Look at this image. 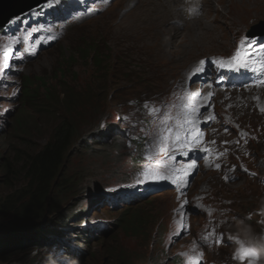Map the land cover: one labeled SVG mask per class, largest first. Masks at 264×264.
<instances>
[{
  "label": "rangeland",
  "instance_id": "rangeland-1",
  "mask_svg": "<svg viewBox=\"0 0 264 264\" xmlns=\"http://www.w3.org/2000/svg\"><path fill=\"white\" fill-rule=\"evenodd\" d=\"M123 1L95 0L97 10L91 17L77 24L62 40L36 50L33 58L22 65L15 62L12 55L11 59L7 58L10 42L0 38V63L4 65L0 72V164L10 163L14 175L10 182L2 184L6 172L0 168V201L18 190L21 192L30 180L26 178V167L24 169L26 159L14 160L8 153L10 149L18 147L26 150V154L41 150L49 141L55 124L68 119L75 127L77 139L64 160L50 205L45 207L43 224L49 225V220L61 218L73 227V235H70L83 242L80 246L86 249L81 264H192L193 261L199 264L201 255L190 233L199 216L196 213L186 215L187 204L181 209L184 202H177L168 190L148 194L144 201L132 207L131 214L139 223L127 231L118 229L116 223L125 206L107 211L105 204L95 201L94 194L87 196V193L110 188L120 180L132 181L140 177V168L147 165L148 159L141 156L143 161H138V143L147 138L146 129L151 122L145 104L170 101L182 92L179 88L191 85V80L186 81V77L193 66L198 63L207 66L205 60L214 55L225 56L235 35L244 33L245 26L251 25L253 18H264V0H221L220 3L218 0H174L171 4L163 3V0L149 1V6L160 5L162 12L174 11L165 16V27L179 33L176 47L172 49L174 62L168 63L165 59L152 64L146 63L149 59L145 53L123 51L120 56L116 55L114 42L106 37L107 22L119 21L131 6ZM144 3L138 0L137 4L144 6ZM47 6L27 19L35 17ZM194 15L198 19L194 20L193 29L187 28L183 22ZM217 19H224L227 28L223 29ZM178 25L183 29H178ZM204 28L213 30L209 40L219 34V41L207 42L202 39L207 38L205 34L199 38ZM47 30L55 32L54 27ZM182 36L192 42L179 45ZM41 40L42 35L37 34L32 42L37 45ZM93 49L101 54V66L97 68L88 60L89 50ZM29 84L31 94L36 96L30 107L22 95ZM250 90L253 89L240 94L241 105L235 108L240 118L235 120L258 139L259 152H264V89ZM48 110L52 114L44 112ZM17 122L23 123L20 128L26 133L18 131ZM98 127L101 130L126 127V138L92 144L89 138L97 133L95 128ZM8 133L17 136L15 140L5 139ZM127 140L133 143L128 145ZM208 191L219 195L224 191L233 192L249 208H264V189L255 183L230 184L215 174H199L191 181L188 196H199ZM13 218L14 212H11L8 221ZM101 223L110 228L107 236H100L92 243L82 236L85 225L92 227ZM259 223L264 225V221ZM29 236H33L31 230L20 238L25 240ZM26 248L0 250V264H33L38 255L43 257L41 252L29 254Z\"/></svg>",
  "mask_w": 264,
  "mask_h": 264
},
{
  "label": "clouds",
  "instance_id": "clouds-1",
  "mask_svg": "<svg viewBox=\"0 0 264 264\" xmlns=\"http://www.w3.org/2000/svg\"><path fill=\"white\" fill-rule=\"evenodd\" d=\"M23 63H25V61L24 62L19 61V64L22 65ZM98 129H101V128H98ZM103 130H101V140L103 142H107V140H104L107 137V135L105 136L102 135ZM117 130L119 132L122 131L123 133L126 130V127H122V129H117ZM95 131L97 133L94 134L93 136H90L89 138L90 143L92 142L94 138L96 140L97 138L96 135L100 133L98 132V130H95ZM242 132H245L246 134H250L254 138V141L251 143L249 147V155L251 157L257 158L258 154L261 153L262 157L264 158V152H259L260 144H259L258 139H256L247 130H244ZM116 140H119V138L112 139L110 140V142L116 141ZM227 140L229 139L225 137L223 140L220 141V143L227 142ZM87 142L89 143V141ZM214 158L215 156L213 157V159ZM145 165L146 164H143L140 168V171H139L140 177H137L132 181L120 180L118 183L110 187V188H119L120 189L119 192H106L105 189H109V188H103V189H100L98 192L89 191L87 193V196L90 194H94L93 198L95 199V201L98 204H105L104 206L107 207V211H110V212L118 209L119 207H121L120 209H122V207L124 206H125L124 209H132V207H135L136 205L144 201L148 194H151V193H145L143 190H141L143 186L146 187L145 184L139 185L138 187H135V188L131 187L132 185L136 184L138 179H141V175H142L141 173H143V168ZM254 167L256 166L254 165ZM201 168H204L202 160L197 162V165L192 170L191 175L188 177V179L185 180V188L183 189V192L181 193L183 201H180V202L187 201L186 203L187 204L186 206L187 214L186 215L192 216L193 213H196L197 214L196 216H199L198 220H196L195 222L196 224L194 223L192 226L193 228H191L192 230H190L191 239L201 255V258H199L200 260L199 264H219L220 263V258L223 257V255H226L225 251L228 250L227 246H229L228 241L230 238L229 237L230 232H234L235 234H237L238 238L242 241L244 240V238L247 239L245 246L248 249H250L252 253H254V255L250 256L247 259H243L242 256L240 257V259L238 257H232L231 261L234 264H264V242L258 238H255V239L253 238L254 235H257L258 233L264 231L263 230L264 225L259 223L260 221H264V208H261L258 206L249 208L247 205L241 202V200L237 199L233 195V192H229V191H224L222 195H219L215 192L208 191V192L200 194L199 196L189 197L188 188H189L191 181L196 175L215 174V175L220 176L221 179H223L222 173L220 172L218 173L214 171L202 172ZM256 169H257L256 170L257 172L255 175H248V176L243 175L242 177L236 179L234 182H227L224 179L223 180L230 184L235 183V182H244V181L251 182V183L257 184L258 186L264 189V164L257 161ZM99 193L101 194L97 196V194ZM231 201L234 204V211H232V208L230 206L225 205L226 203H230ZM221 206L226 208L227 212L223 211ZM123 210L119 214H121ZM228 210H231V211H228ZM211 212H215L220 217H227V221H230L232 223V226H234L232 231H227V232L219 231L217 233L209 234V235H202L198 233L197 230L202 224L204 217L210 214ZM175 218L180 219L181 216H176ZM43 221L44 220L38 221L32 226L18 233L11 231L12 233L9 236L10 238H13V243L15 244L14 247L12 248L15 249V248H19L20 246H24V247L27 246L26 249L28 250L29 254H33L36 252L48 254L47 257L50 259H44L43 257H41V254H40L34 260L33 264L76 263L74 260L75 258H78L79 264H81L86 255L85 253L86 249L80 246L84 244L83 242L77 241L74 238V236L73 237L71 236L73 235L71 232L73 230V227H70L69 225L62 222L63 220L61 218H59L58 220H49V223H50L49 225L43 224ZM251 223L254 225L251 226ZM53 224L55 225V230L53 231L49 230V232L44 233L45 231H47L50 225H53ZM113 224L115 225L116 223L114 222ZM104 226H107V225L105 223L94 225L92 227L85 225V227L82 228L81 230V234L82 236L88 237L91 240L90 242L92 243V241L97 240L100 236L104 238L106 235H108L110 228H108L107 231L101 232ZM29 230H31V235L33 236H29V238L25 240H21L20 237L25 235V233L29 232ZM38 232H42V233H38ZM47 235H50V237H47ZM55 235H59L60 238H63L64 241L71 240L73 242V245L75 248L73 249L71 253L72 255L70 257L63 258V259H55L54 258L55 256L50 255V253L55 250V245H56L55 242L57 241L52 239L53 237H55ZM18 240H21V242L22 241H27V242L21 243V242H17ZM257 248H259V250ZM256 251H259L262 253L260 258L257 260V262L255 261Z\"/></svg>",
  "mask_w": 264,
  "mask_h": 264
},
{
  "label": "trees",
  "instance_id": "trees-1",
  "mask_svg": "<svg viewBox=\"0 0 264 264\" xmlns=\"http://www.w3.org/2000/svg\"><path fill=\"white\" fill-rule=\"evenodd\" d=\"M88 60L91 61L95 68L101 66V54L95 49L89 50ZM87 59V57H86ZM30 85H27L22 93L27 105L35 103L36 96L30 92ZM34 112L35 110L32 109ZM42 111V110H41ZM48 114H52V111H44ZM16 126L19 130H23V123L17 122ZM99 128V127H98ZM95 128V130H98ZM106 131L104 130L103 133ZM75 127L72 122L65 120H59L53 127V132L49 138V141L43 146V148L33 154H26V150L20 148L10 149L8 152L14 160L26 159L24 169L26 167V178H30L25 189H21L15 192V194L6 197L5 200L0 201V250L5 251L8 248L14 247L13 238H10V231L16 232L17 228L23 227L29 222L38 220L42 217L45 207H49L51 202V195L56 187V181L60 177V174L64 167V160L69 154V150L72 149L73 143L76 141ZM8 133L4 136L5 139L15 140L14 135ZM76 138V139H75ZM106 140V138L104 139ZM111 138L109 139V141ZM95 143V139L92 140ZM2 170L5 169L2 184H6L14 177L13 170H11L10 163L0 164ZM17 190V189H16ZM15 190V191H16ZM16 193L21 194L17 196ZM131 209H124L120 219H117L116 223L118 229L127 231L134 228L135 223H139L136 220L135 215L131 214ZM14 212V218L8 221L9 214ZM76 217V216H75ZM5 221V222H4ZM141 222V221H140ZM26 226L23 230L27 229ZM107 236V235H106ZM17 242H21L18 240ZM23 243V241L21 242ZM1 252V253H3Z\"/></svg>",
  "mask_w": 264,
  "mask_h": 264
},
{
  "label": "bare ground",
  "instance_id": "bare-ground-1",
  "mask_svg": "<svg viewBox=\"0 0 264 264\" xmlns=\"http://www.w3.org/2000/svg\"><path fill=\"white\" fill-rule=\"evenodd\" d=\"M142 1H145L144 6H140L139 4H137L138 0H126V2L124 0L123 3L125 2V3L131 4L130 8L126 9L127 12L124 14V16L117 22L115 21L107 22L106 24L107 28H105L107 29L106 37L107 39L110 40V42H114L115 44V48L113 52L118 56L123 54V51H132L135 53H145L147 54V57L149 59L146 61V63H149V64H152L153 61L155 62L161 61V60L165 61V59L167 60L168 63L170 62L173 63L175 60V57L172 53V49L173 47H176L177 37L179 36V33L177 32V30H169L167 27H165L164 18L165 16H167L168 13L173 14L174 11L166 10L162 12L160 5L158 4H154L153 6L148 5V2L152 0H142ZM169 2L171 4L175 1L174 0H163V3L167 4ZM220 2L221 0L217 1V3H220ZM119 3H121V1ZM189 11L190 10L188 9V12ZM190 13L192 15L191 11ZM179 18L182 20L180 16ZM197 19L198 18L196 16L193 20L190 21L191 23L186 22L187 28H190V27L192 28L195 25L194 20H197ZM217 20L220 21L222 24L225 23L224 19H217ZM212 31L213 30L211 29L204 28L201 34L198 35V37L201 38L205 34L207 38H204V39L209 40L211 37L210 33ZM182 37H181V40L179 41L181 42L179 45L183 46V44L184 43L186 44V42H192L191 39H188L185 36L183 38ZM185 54H186V51H185ZM196 66L197 64L195 65V67ZM193 69L194 67L191 69L192 70L191 72H193ZM165 72H166V68L164 69L163 73ZM190 74L188 75V77H186V81L191 80L193 78V74L191 76ZM201 83L202 82H200V84ZM250 89L257 90L259 88H250ZM257 249L259 250V248Z\"/></svg>",
  "mask_w": 264,
  "mask_h": 264
},
{
  "label": "snow or ice",
  "instance_id": "snow-or-ice-1",
  "mask_svg": "<svg viewBox=\"0 0 264 264\" xmlns=\"http://www.w3.org/2000/svg\"><path fill=\"white\" fill-rule=\"evenodd\" d=\"M11 43L15 44L17 41H10ZM258 43V41L254 40V39H247L245 40L240 47L236 50L235 55L232 57L231 59V64L235 65V66H239V67H244L245 62H244V57L248 54V51L255 46V44ZM260 51L262 54H264V46H261ZM8 59H11V54L9 53L7 56ZM223 66V65H221ZM4 65L3 63H0V72L3 71ZM192 124H195V121H192ZM194 130V129H193ZM199 140V135H196L195 138L191 141V146L195 147L196 145V141ZM177 141L180 143L181 148H187L189 147V142L187 141H180L179 137H177ZM207 151V150H206ZM185 154H187L185 152ZM196 167V162L193 161L191 164L187 165L186 168L183 169V171L185 172V174H187L188 169H192ZM163 179H168L167 176L165 175H159L157 176L155 179H145V178H141L138 179L135 185H132L131 187L135 188L138 187L139 185L142 184H152V183H157L159 180H163ZM174 181V180H173ZM182 183V181H181ZM106 192H119L120 189L119 188H109V189H105ZM187 203V201L184 202V204H181V209H183L185 207V204ZM254 255V253L250 252V251H245L242 253V258L243 259H247L250 256ZM192 264H196L195 261L192 262Z\"/></svg>",
  "mask_w": 264,
  "mask_h": 264
},
{
  "label": "water",
  "instance_id": "water-1",
  "mask_svg": "<svg viewBox=\"0 0 264 264\" xmlns=\"http://www.w3.org/2000/svg\"><path fill=\"white\" fill-rule=\"evenodd\" d=\"M47 1L49 0H0V27L6 25V23L11 18L18 17L26 11L37 7L38 5H41ZM43 219V217H40L38 220L29 222L25 226L17 228L16 233L22 231L24 228H26V226L30 227L36 222L41 221Z\"/></svg>",
  "mask_w": 264,
  "mask_h": 264
}]
</instances>
